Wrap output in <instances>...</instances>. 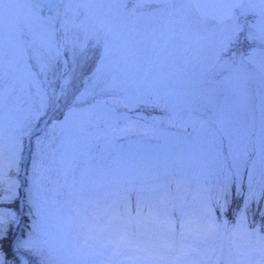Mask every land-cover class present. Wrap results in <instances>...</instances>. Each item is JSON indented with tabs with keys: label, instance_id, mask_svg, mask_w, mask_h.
Here are the masks:
<instances>
[{
	"label": "rangeland",
	"instance_id": "obj_1",
	"mask_svg": "<svg viewBox=\"0 0 264 264\" xmlns=\"http://www.w3.org/2000/svg\"><path fill=\"white\" fill-rule=\"evenodd\" d=\"M239 3L227 20L182 29L164 3L135 15L87 0L0 4L3 264H27L24 252L38 264L264 259V5ZM231 195L238 210L217 219ZM137 206L139 220L121 219ZM182 212L217 235L113 255L128 232L151 247Z\"/></svg>",
	"mask_w": 264,
	"mask_h": 264
},
{
	"label": "snow or ice",
	"instance_id": "obj_2",
	"mask_svg": "<svg viewBox=\"0 0 264 264\" xmlns=\"http://www.w3.org/2000/svg\"><path fill=\"white\" fill-rule=\"evenodd\" d=\"M53 4L62 3L63 0H52ZM88 3H93L98 6H104L105 4H123L125 10L131 15L137 14L141 7L152 3H164L170 7L161 10L160 15L164 16L167 14L170 24L180 26L190 24L194 18L210 21L215 17L210 15L207 8L213 7L221 0H130L133 4L131 9H127L126 5L129 0H87ZM264 5V0H259ZM4 3V0H0V4ZM236 8L240 7V3H236ZM80 14L87 15L88 9H81ZM2 83V80H0ZM126 215L121 219H127L128 221H137L141 217L142 210L137 206L135 209V215L131 211L125 210ZM167 214V213H166ZM165 225H169L163 231L160 232L159 236L153 238L151 247H144L138 243L140 240V234L137 232H128L126 239L123 241L122 247L117 249L113 255L119 256L125 252H142L146 254H155L157 256L162 254L174 253L176 249L177 236L181 241H185L189 238H194V242L199 244L201 242L211 241L213 237L217 235L218 228L216 225L211 223H197L189 214L181 213V216L177 219L173 225L170 221H163ZM178 229V231H177ZM5 238L4 232V221L0 218V242ZM0 264H3L2 254H0ZM155 264H160L156 261ZM258 264H264V259L258 261Z\"/></svg>",
	"mask_w": 264,
	"mask_h": 264
},
{
	"label": "water",
	"instance_id": "obj_3",
	"mask_svg": "<svg viewBox=\"0 0 264 264\" xmlns=\"http://www.w3.org/2000/svg\"><path fill=\"white\" fill-rule=\"evenodd\" d=\"M241 0H221L220 3H217L213 7L207 8L206 11L215 18L212 19L214 22H221L223 20L229 19V16L232 15L233 10L236 8V3H239ZM156 4V3H153ZM131 115L135 117H142L143 120H146L148 115L141 110H133L130 112ZM30 134V133H29Z\"/></svg>",
	"mask_w": 264,
	"mask_h": 264
},
{
	"label": "trees",
	"instance_id": "obj_4",
	"mask_svg": "<svg viewBox=\"0 0 264 264\" xmlns=\"http://www.w3.org/2000/svg\"><path fill=\"white\" fill-rule=\"evenodd\" d=\"M235 196V198H237L238 199V197H240V194H238V195H234ZM236 199V200H237ZM261 199H263V197H259V200H261ZM260 204H261V202H260ZM239 202H237V201H235L234 199H233V195H231V201H229L228 202V205L225 207V209L224 210H222L221 212H219V210H217V214H219L218 215V217H217V219H221L220 218V216H226L227 218L229 217V215L231 216V215H233L234 216V214H235V212H236V210H238V207H239ZM245 211L247 212V214L249 215L248 217H250L251 219H254V220H257V218H255L257 215H258V213L259 212H257L258 211V208L257 209H250V206L248 207L247 206V209H245ZM263 212H264V210H263ZM264 215V214H263ZM28 225H27V223H23L22 224V229L20 228V230H19V232H17L18 233V238L20 239V237H22V233H23V229H24V231H25V229H29V227H27ZM31 254V253H30ZM33 255V254H32ZM21 258L22 259H24L25 258V260H27V263L28 264H33L29 259H27L26 258V255L24 254L23 256H21ZM16 264H21V262H16Z\"/></svg>",
	"mask_w": 264,
	"mask_h": 264
},
{
	"label": "bare ground",
	"instance_id": "obj_5",
	"mask_svg": "<svg viewBox=\"0 0 264 264\" xmlns=\"http://www.w3.org/2000/svg\"><path fill=\"white\" fill-rule=\"evenodd\" d=\"M151 5V4H150Z\"/></svg>",
	"mask_w": 264,
	"mask_h": 264
}]
</instances>
